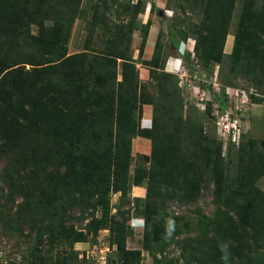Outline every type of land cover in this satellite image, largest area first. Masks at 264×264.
Listing matches in <instances>:
<instances>
[{"label":"trees","instance_id":"trees-1","mask_svg":"<svg viewBox=\"0 0 264 264\" xmlns=\"http://www.w3.org/2000/svg\"><path fill=\"white\" fill-rule=\"evenodd\" d=\"M198 1L205 7L203 15L209 25L206 28L210 33L209 39L215 41L214 48H204L208 50L200 52L194 47L198 41L196 44L193 42L196 64L207 70L210 64L220 66L222 62L220 48L225 29L218 30V27L229 16L234 0ZM68 2L78 4V0ZM0 3L4 15L0 33L4 31L3 36L11 40V43L0 45V157L9 156L7 164L0 170V183L4 187L5 203L17 202L14 211L8 207L3 215L8 223L12 222L15 231L21 232L26 226L27 230L35 232L39 219L45 218L46 222L53 219L58 222L57 230L73 234L65 242L70 246L82 234L74 232L71 226H63L66 216L75 209L83 213L90 209L91 215L100 210L99 220H105L109 194L126 196L132 184L128 176L132 139L149 140V157L153 160L159 122L165 125L188 124L197 130L201 140L183 145L188 144L190 149L199 147L194 155H199L201 163L209 171L206 174L213 179V199L222 209L216 210L211 217L200 212L198 215L207 220L220 241L236 234L237 230H244L255 249L252 252L254 264H264V189L260 190L255 185L264 174V141L260 142L263 149L261 165L253 169L236 168L229 176L219 172L221 141H217L214 153L211 149L214 144L201 136L198 110L194 106L183 110L177 79L164 70L168 57L165 49L174 50L177 42L185 41L187 35L168 22L166 32L158 31L149 59H141L145 36L134 60L130 53L131 33L143 6L141 0H136L126 8L129 11L126 25L109 32L103 45L91 46L89 39L80 52L68 54V34L79 15L76 9L61 12L51 1L53 10H46L43 8L46 0H0ZM262 16L260 21H264V1L260 6L256 3L242 6L239 18L240 23L252 26ZM260 23L264 26V22ZM164 33L171 40L168 46L159 44ZM20 36L23 37L18 43L15 39ZM250 36L240 25L231 54L245 70L249 69L251 75L259 73L263 76L264 41L254 49L258 55L253 60L247 45L251 41ZM241 50L247 56L241 54L237 57ZM136 64L147 67L149 81L146 83L139 79ZM217 75L226 88L231 86V79L224 78L220 68ZM252 78L258 85L262 84L259 77L248 79ZM150 88L154 90L155 97L148 92ZM224 89H219L222 95ZM263 96L252 98V103H261ZM158 98L162 102L160 119L154 103ZM216 98L214 96L211 102H205L202 113H209ZM144 105L151 107V128L148 129L139 128ZM240 135L237 146L243 153ZM251 145L252 142L250 149ZM226 146L235 145L228 143ZM184 150L189 151L186 146ZM166 155L157 160L156 172L146 175L145 195L139 213L145 225L154 215L150 203L153 181L165 187L176 186L171 196L180 199L193 200L198 193L196 182L187 185L190 168H169L172 160ZM185 159H179L180 165L185 164ZM203 173L191 174L190 177H200ZM139 180L133 184L138 185ZM205 245L208 256L222 254V248L208 237ZM63 253L60 264H75L71 250ZM37 264L43 262L38 261ZM217 264H222V261Z\"/></svg>","mask_w":264,"mask_h":264},{"label":"rangeland","instance_id":"rangeland-1","mask_svg":"<svg viewBox=\"0 0 264 264\" xmlns=\"http://www.w3.org/2000/svg\"><path fill=\"white\" fill-rule=\"evenodd\" d=\"M51 1L57 4L61 12L74 8L79 14L72 23L66 44L67 53L73 54L80 52L84 43L89 39L92 42L91 46L103 45L109 32L126 25L129 18V11H126V8L129 3H134L136 0H78V4L77 2L71 4L68 0H46L43 8L53 10ZM263 1L234 0L229 16L226 17L224 23H221L222 26L218 27V30L225 29L223 45L220 48L222 62L220 66L210 64L207 70L198 67L193 52V42L196 44V41L198 42L194 47L195 49L197 47L198 52L202 49L208 50L204 48L215 47L213 46L215 41H210V33L206 31L209 25H207L208 22L205 23L207 19L204 21L205 7L202 2L198 0H141L143 6L133 23L130 53L134 60L137 58L142 39L148 34L156 37L159 30L166 32L168 22L173 23L176 30L187 35V39L183 42H177L173 38V41L178 43L176 48H173L174 50L165 49L164 52L168 56L167 63L170 62V58L178 61V66L168 72L176 77L177 83L178 75L183 76V83L180 86L177 85L182 98L183 110H188L191 106L198 110L201 136H205L209 142L214 144L211 147L214 153H216V144L219 140L215 121L224 114L233 116L234 108H239L236 113L237 130L242 135H240V143L243 153L239 151L238 146L229 148L221 146L219 172H222L223 176H229L241 168L253 169L261 165L263 160V157H260L263 150L260 142L264 141V75L260 76L259 73L251 75L249 69L245 70L243 64L238 59L235 61V55L231 54L234 47V36L240 31V25H242L244 31L251 35L249 37L251 41L247 45L250 49L249 54L254 56L253 60H256L258 54L254 49L264 41V26L260 23L264 22L260 21L263 16L256 24H251L252 26L240 23L239 17L242 6L249 7L253 3L260 6ZM147 12L149 17L145 18ZM3 18L0 3V25ZM197 29L200 31H196ZM3 34L4 31L0 33V45L11 43L10 38ZM22 37L20 36L15 41L19 43ZM159 44L168 46L171 40L164 33ZM241 54L247 56V53L241 50L237 57H241ZM141 59L146 60L143 54ZM160 60L161 56H159ZM136 68L141 82L149 81L147 67L136 64ZM219 68L224 78L231 79V86L227 88L232 90V93L229 92L228 95H222L219 91L220 87L226 89L220 81V76L217 75ZM249 77H259L262 84L258 85L255 78H252V81L248 79ZM189 80L190 86H188ZM255 83L258 86L254 85ZM148 90L155 97L154 90L151 88ZM235 93H237L236 96H234ZM214 96L217 98L216 101L213 100L209 113H202L205 106L203 102L205 100L211 102ZM261 96H263L261 103H252V98L258 99ZM240 101L242 103H239ZM154 103L157 104L156 107L159 110L157 114L160 119L162 102L158 98ZM146 111L149 116L145 117L148 120L145 125L143 118ZM139 128H151L150 106L142 107ZM198 139L201 140L197 130L191 128V125L177 123L165 125L161 121L159 127L156 126L154 143L156 157L153 160L149 157V140L140 137L132 139L128 168L129 181L132 184L126 196L122 198L119 197V193L109 194L108 214L105 220L103 218L99 220L100 210L91 215L90 209L84 213L75 209L66 216L63 226H71L74 232L82 234L80 239L70 244L71 247L65 242L69 240V237H73V234L57 230L58 222L53 219L47 220L49 225L45 218L39 219L36 222L35 232L27 230L26 226H23L21 232H17V229L15 231L13 224L11 225L12 222L8 223L3 215L8 207L10 211H14L17 202L5 203V191L0 183V264H37L38 261L43 264H60L63 252L69 250L75 257V264H99L101 257H103L104 264H217L219 261H222V264H254L252 252L255 249L244 230H237L236 234H231L220 241L214 235L216 233L212 231L207 220L198 215L200 212L205 217H211L216 210L222 211L221 205L212 196L213 179L207 176L206 173L209 171L206 170L203 162L201 163L199 155H194L199 151V147L190 149L188 144L183 145L186 142L194 143ZM250 142L253 143L251 149ZM184 146L189 149L188 152L184 150ZM165 155L172 160L169 168L173 169L175 166L190 168L187 185L190 186L196 182L198 193L193 200L180 199L175 195L171 196L176 186L165 187L152 180L150 186L153 194L150 203L154 215L149 224L145 225L139 213L145 195L146 175L156 172L157 160ZM180 158H186L185 164L180 165ZM8 159L7 154L0 157V170L7 164ZM227 168L230 171H226ZM201 171L204 175L196 178L190 177L191 174L197 176ZM138 179H140L138 185H134L133 183ZM255 185L260 190L264 189V174ZM144 235H146V240H144ZM207 237L211 242H217L222 248L220 256L217 253L208 256V249L205 245ZM212 258L216 259L211 261Z\"/></svg>","mask_w":264,"mask_h":264},{"label":"built area","instance_id":"built-area-1","mask_svg":"<svg viewBox=\"0 0 264 264\" xmlns=\"http://www.w3.org/2000/svg\"><path fill=\"white\" fill-rule=\"evenodd\" d=\"M194 77L195 76H193V78ZM178 78H179V81H178L177 85L180 86L183 83V76L178 75ZM191 82H193V81H191ZM188 86H190V80H189ZM231 91L232 90H230L229 88H226L224 90V95H228V94L232 93ZM236 95H237V93H235L234 96H236ZM199 100H201V99H199ZM205 101H207V100H205ZM205 101L203 102V104L205 103ZM239 103H242V102L240 101ZM203 104H202V107H203ZM237 111H239V108L235 107L233 116L232 115L229 116V114H224V115H221L219 118H217V120L215 121L218 139L221 141L223 146H226L228 143L237 146L239 143L240 133H239V130H237V118H236ZM221 126H223V128H220ZM98 263L104 264L103 257L99 258Z\"/></svg>","mask_w":264,"mask_h":264},{"label":"crops","instance_id":"crops-1","mask_svg":"<svg viewBox=\"0 0 264 264\" xmlns=\"http://www.w3.org/2000/svg\"><path fill=\"white\" fill-rule=\"evenodd\" d=\"M148 4H149V2H148ZM148 12H149V7H148ZM148 12L145 14V18L149 17ZM154 40H155V37L151 36V34H148V36H146V42H145V45L143 48V55H144L146 60L149 59V57L151 55ZM170 59H171L170 62L167 63L168 62V60H167V62L165 64V70L167 69L166 70L167 72L168 71L171 72L175 67L178 66V61L175 58H170ZM172 60H174V61H172ZM148 116L149 115L146 111V114L144 115V118H143L145 125L147 124V121H148L147 118H145V117H148Z\"/></svg>","mask_w":264,"mask_h":264}]
</instances>
